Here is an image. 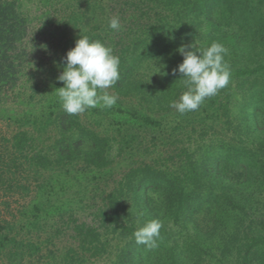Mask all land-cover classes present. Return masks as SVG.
<instances>
[{"label": "trees", "instance_id": "obj_1", "mask_svg": "<svg viewBox=\"0 0 264 264\" xmlns=\"http://www.w3.org/2000/svg\"><path fill=\"white\" fill-rule=\"evenodd\" d=\"M148 1L154 3L148 9L154 10L158 17L145 29L134 27L139 39L133 40L131 49L125 30L133 28L120 22L121 34L107 30L117 36L111 38L112 48L113 54L120 58V79L112 88L123 95L131 90L139 99L146 100L150 93L133 70L147 41L151 43L147 52L153 57L152 51L157 48L156 56L162 57L164 69L176 79L180 73L173 74V69L183 60L177 51L180 45L196 42L206 46L216 41L229 50L224 59L231 68L229 83H235L234 90L228 84L217 95L206 98L186 120L191 124L197 119L203 121L219 109L229 116V103L239 93L237 114L245 123L233 129L235 136L231 143L218 139L219 154H213V148L217 147L211 144H198L193 154L181 159L177 169L143 163L123 176L107 195L106 208L99 213L103 224L106 223L104 227L119 236L110 264H264V203L259 201L264 192V0ZM103 3L86 0L82 10L71 13L69 19L75 24L93 23V27L76 32L63 43L58 61L61 69L68 50L75 46L80 35L104 42L102 30L108 27L111 18H105L101 11ZM6 10L0 7L1 37L9 33L4 28L9 18ZM119 21L127 20L123 17ZM4 57L0 58V73L7 77L12 74L13 63L8 55ZM183 79L180 77L179 81ZM154 91L150 98L157 105L171 102L170 92L159 95ZM51 107L46 120L58 134L55 156L65 159L64 164L78 156L87 165L104 166L110 137L84 125L79 114L69 115L59 105ZM248 107L251 114H246ZM140 113L138 119L143 124L159 122L153 114ZM146 219L162 222L155 247L137 244L133 235L137 221L142 223ZM74 228L83 237L82 245L86 241L100 243L93 228L82 224ZM98 247L103 250L104 244L93 246Z\"/></svg>", "mask_w": 264, "mask_h": 264}, {"label": "rangeland", "instance_id": "obj_2", "mask_svg": "<svg viewBox=\"0 0 264 264\" xmlns=\"http://www.w3.org/2000/svg\"><path fill=\"white\" fill-rule=\"evenodd\" d=\"M85 1L0 0L1 9L9 13L4 24L9 33L0 36V58L5 59L6 54L13 63L7 69L12 74L5 77L0 73V264H110L119 236L104 227L99 213L123 176L143 163L177 169L198 144H211L217 147L213 154H219L218 139L231 143L233 129L245 123L237 114L239 93L229 103V116L219 109L193 124L186 120L190 112L181 115L170 103L157 105L150 98L154 87L159 95L170 92L171 101L178 100L187 88L180 76L176 79L166 72L162 57L156 56L157 48L151 57L147 41L133 70L150 93L146 100L131 90L123 95L111 87L107 91L118 97L113 107L108 111L90 108L79 114L84 125L110 137L106 164L87 165L78 156L64 164L65 159L54 154L58 134L46 117L52 105L60 106L56 91L63 86L57 79L63 70L58 65L63 43L76 32L93 27V23L81 25L69 19L74 10L86 6ZM103 1L105 18L126 17V22H120L133 28L125 30L130 49L137 38L135 28L145 29L158 17L148 9L154 5L148 0ZM109 29L102 31L104 43L112 48ZM157 67L160 72L153 74ZM229 84L233 91L235 83ZM246 110L251 114V107ZM140 112L153 114L159 122L141 123ZM259 201L264 203V192ZM76 224L93 228L100 243L82 245ZM96 244H104V249L93 248Z\"/></svg>", "mask_w": 264, "mask_h": 264}, {"label": "clouds", "instance_id": "obj_3", "mask_svg": "<svg viewBox=\"0 0 264 264\" xmlns=\"http://www.w3.org/2000/svg\"><path fill=\"white\" fill-rule=\"evenodd\" d=\"M108 27L119 31L123 26L119 17L113 16ZM177 51L183 60L173 69V74L180 73L187 90L180 94L178 100H172L169 106L183 115L198 110L206 98L217 95L225 88L231 78V68L224 59L229 50L216 41L206 46L196 42L182 44ZM65 60L66 64L57 77L63 86L57 88L56 95L67 114L78 115L96 107L111 108L117 103L118 97L107 91L120 79V58L113 54L110 46L101 40L80 35L75 46L68 50ZM157 68L158 71L153 74L160 72L161 68ZM161 228L162 222L158 219H146L142 223L137 221L133 232L136 243L155 247Z\"/></svg>", "mask_w": 264, "mask_h": 264}]
</instances>
